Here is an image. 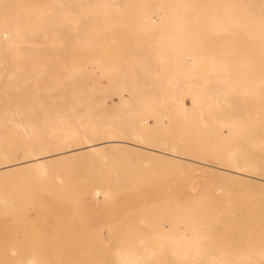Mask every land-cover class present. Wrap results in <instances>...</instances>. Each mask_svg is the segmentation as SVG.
<instances>
[{"label": "bare ground", "instance_id": "bare-ground-1", "mask_svg": "<svg viewBox=\"0 0 264 264\" xmlns=\"http://www.w3.org/2000/svg\"><path fill=\"white\" fill-rule=\"evenodd\" d=\"M39 17V24L45 28L44 44L50 50L56 49L61 34L89 49L95 42L90 37L93 32H113L123 39L150 36L153 41L146 45L150 55L142 58L145 60L129 57L133 60L127 65L132 69L131 76H142V84L138 83L140 79L137 82L142 87L132 86L124 76L125 70L116 72V65L97 53L60 78L57 71L51 76L40 64L31 63L27 87L41 85L42 81H46L44 87H50L45 91L60 86L82 87L95 71L109 87H101L96 81L89 93L76 94L77 98L59 94L55 100L62 110L42 119L32 117L36 89L28 93L27 110L1 104L6 109H0V178L19 176L44 183L51 177V164L85 160L114 150L127 154V160L143 158L145 163L152 160L219 174L264 194L263 142L251 143L254 150L246 156L230 145L233 135L244 132V127L246 133L255 135L254 139L260 131L256 129L262 126L255 118H241L229 111L239 101L238 96L256 95L251 87L264 89V0H46L45 12ZM85 23L98 27L90 31ZM35 33V28L18 22L0 26V63L17 61L15 70H0L1 88L10 85L13 93L25 91L20 62L32 56L22 50L26 36ZM129 49L134 50L132 46ZM147 60L152 64L144 63ZM6 94L4 88L0 89V99L7 98ZM258 95L251 103L264 108V95ZM87 101H93L94 106L88 108ZM143 117L151 121L145 123ZM5 129L9 135L1 134ZM204 134L206 138L202 139ZM196 149L213 160L186 155ZM102 190L94 188L88 193L92 204L107 201L108 192ZM204 224L187 215L182 237H164L167 234L163 233L159 238L154 236L155 245L141 241V249L130 242L117 253L115 261L146 264L162 251L159 245L167 243L177 247L168 252L171 256L195 262L196 256L207 249L202 244L206 239L199 236V231L210 227V223ZM207 240L206 252L211 253L207 264H248L247 251L212 260L214 243ZM255 261L264 263V250L256 252Z\"/></svg>", "mask_w": 264, "mask_h": 264}, {"label": "rangeland", "instance_id": "rangeland-1", "mask_svg": "<svg viewBox=\"0 0 264 264\" xmlns=\"http://www.w3.org/2000/svg\"><path fill=\"white\" fill-rule=\"evenodd\" d=\"M45 6L46 0H0V26L18 22L36 31L33 36H26L22 50L23 54L32 56V59L20 62L24 67L20 80L25 91L13 93L10 85L2 87L7 91V98H1L0 105L10 104L16 109L26 107L27 110L28 93L36 89L32 117L42 119L62 110L61 103L55 100L59 94L77 98L76 94L89 93L96 81L101 87H109L105 79L98 78L97 71L89 74L87 84L82 87L60 86L45 91L50 88L43 86L46 81L27 87L31 63L40 64L51 76L57 71L60 78L79 63L89 61L94 53L115 64L116 72L124 73L125 70L124 76L132 86L142 84L143 77L133 79L132 69L127 65L129 61L133 62L129 57L145 60L142 58L150 55L146 46L153 41L150 36L135 40L117 37L113 32H93L90 37L95 42L87 49L74 38L61 34L56 49L50 50L44 44V25L38 22ZM84 26L90 31L98 27L89 23ZM131 46L134 50L129 49ZM16 63V60L1 61L0 70H15ZM144 63L149 65L152 61ZM87 68L91 71L89 66ZM251 88L255 89L256 95L238 96L239 101L229 108L241 118H255L259 127L262 126L256 129L260 131L254 139L255 135L246 133L245 127L244 132L233 135L235 138L230 145L245 156L253 152L250 145L255 140L263 142L260 148L264 151V108L251 103L258 93V98L264 95V89ZM113 101L116 102V98ZM86 105L88 108L94 106L93 101H87ZM4 108L0 106V109ZM143 118L145 123L151 121ZM208 118L205 114V119ZM4 133L9 135L6 129L1 131ZM203 136L202 139L206 138V134ZM262 151H259L261 156ZM186 155L213 160L200 149ZM127 157L120 151L105 150L85 160L54 163L49 165L51 177L44 183L19 176L0 178V264H117V253L126 249L130 242L136 249H141L144 246L141 241L155 245L154 236L159 238L163 233L167 234L164 237L174 238L185 235L182 226L187 215L197 218L203 225L210 223L209 229L199 231V236L206 239L202 244L207 249V239L213 240L212 260L248 252V264H256V252L264 250V194L255 193L252 187L236 185L219 174L186 166L161 165L152 160L145 163L143 158L127 160ZM94 188L108 192L106 202L95 205L89 201L88 193ZM159 246L162 251L155 253V258L146 264H207V256L211 255L206 249L196 256L195 262H189L168 253L177 249L174 244Z\"/></svg>", "mask_w": 264, "mask_h": 264}]
</instances>
